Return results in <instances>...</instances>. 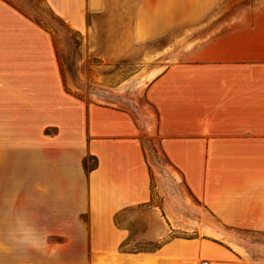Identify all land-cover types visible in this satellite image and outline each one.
<instances>
[{
	"label": "crops",
	"instance_id": "1",
	"mask_svg": "<svg viewBox=\"0 0 264 264\" xmlns=\"http://www.w3.org/2000/svg\"><path fill=\"white\" fill-rule=\"evenodd\" d=\"M44 1L81 33L89 16L108 9L107 0ZM233 4L231 23L238 24L205 41L191 59L134 80L147 81V113L73 104L47 123L56 133L42 136L37 148L0 152V264H96L125 255L128 233L118 216L149 204L158 188L145 133L156 137L166 160L175 187L171 203L186 194L217 224H264V0H231L230 9ZM8 27L0 42L2 97L19 96L22 79L36 78L34 43L21 41L20 27ZM84 160L93 166L85 169ZM155 222L142 239L163 236ZM154 258L156 264H245L207 238L172 239Z\"/></svg>",
	"mask_w": 264,
	"mask_h": 264
},
{
	"label": "rangeland",
	"instance_id": "2",
	"mask_svg": "<svg viewBox=\"0 0 264 264\" xmlns=\"http://www.w3.org/2000/svg\"><path fill=\"white\" fill-rule=\"evenodd\" d=\"M107 2V12L89 16L81 33L55 16L44 0H0V42L12 25L20 27L22 42H33L36 48V71L30 73L36 78L22 79L19 96H0V152L5 156L14 151L13 145L19 149L15 152L27 153L42 136H53L57 129L47 123L73 104L108 103L142 116V110L149 111L143 94L147 81L134 80L191 59L205 41L238 24L231 23L238 7L230 9L231 0ZM30 62L32 69L34 59ZM142 141L152 166V187L158 188L149 204L118 216V226L128 233L127 253L98 258L96 264H156V249L175 238L211 239L236 252L245 264H264V224H217L186 194L183 201L171 203L175 187L166 176L157 139L145 133ZM154 219L163 236L142 239Z\"/></svg>",
	"mask_w": 264,
	"mask_h": 264
},
{
	"label": "trees",
	"instance_id": "3",
	"mask_svg": "<svg viewBox=\"0 0 264 264\" xmlns=\"http://www.w3.org/2000/svg\"><path fill=\"white\" fill-rule=\"evenodd\" d=\"M87 160H84V168L87 169V164H86ZM93 166V165H92ZM159 248V247H158Z\"/></svg>",
	"mask_w": 264,
	"mask_h": 264
},
{
	"label": "built area",
	"instance_id": "4",
	"mask_svg": "<svg viewBox=\"0 0 264 264\" xmlns=\"http://www.w3.org/2000/svg\"><path fill=\"white\" fill-rule=\"evenodd\" d=\"M203 264H206V263H203Z\"/></svg>",
	"mask_w": 264,
	"mask_h": 264
}]
</instances>
